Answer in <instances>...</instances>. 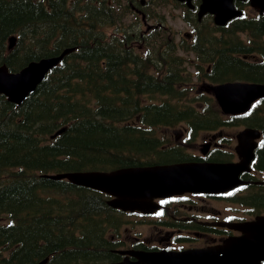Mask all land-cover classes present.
<instances>
[{"label":"trees","instance_id":"16d2710c","mask_svg":"<svg viewBox=\"0 0 264 264\" xmlns=\"http://www.w3.org/2000/svg\"><path fill=\"white\" fill-rule=\"evenodd\" d=\"M128 3L0 0V65L17 71L30 61L77 48L21 107L0 94V264H37L49 256V264L117 261L109 233L118 231L125 213L111 208L98 191L46 175L143 165L153 158L167 162L157 151V126L187 122L194 130H210L225 124L218 107L197 110L173 103L186 98L180 86L187 76L171 31L161 20L148 33L126 26ZM247 28L239 31L260 35L264 21ZM196 33L204 38L194 46L199 67L213 61L206 75L213 81L263 80L264 65L233 55L253 52L234 50L240 44L234 30L230 41L220 39L214 54L211 32ZM12 35L18 42L9 50Z\"/></svg>","mask_w":264,"mask_h":264},{"label":"water","instance_id":"95a60500","mask_svg":"<svg viewBox=\"0 0 264 264\" xmlns=\"http://www.w3.org/2000/svg\"><path fill=\"white\" fill-rule=\"evenodd\" d=\"M192 6V0H179ZM264 9V0H252ZM216 15L215 22L226 24L240 16L233 0H203L199 17L206 13ZM16 37L10 38L12 49ZM66 49L61 55L30 62L20 71L10 72L6 65L0 66V94L14 104L22 105L44 81L47 74L71 52ZM224 114L238 115L250 110L252 104L264 98V84L233 82L210 86ZM60 131L59 133H61ZM58 133V134H59ZM259 131L246 129L238 135L237 152L242 157L238 163H183L135 168H122L111 172H71L52 176V179H68L73 184L89 187L111 195L108 204L123 211L150 213L159 207L155 198L168 197L184 192H223L242 184L240 174L250 168ZM208 148V145H206ZM207 150V149H206ZM204 150V152H206ZM244 235L231 237L223 244L201 249L183 251L141 252L126 251L137 258L129 257L113 264H262L264 261V216L256 221L231 226ZM49 259L39 264H47Z\"/></svg>","mask_w":264,"mask_h":264},{"label":"flooded vegetation","instance_id":"af4514ba","mask_svg":"<svg viewBox=\"0 0 264 264\" xmlns=\"http://www.w3.org/2000/svg\"><path fill=\"white\" fill-rule=\"evenodd\" d=\"M198 3H200V0ZM234 6L243 10L244 16L240 19L236 18L232 23L242 22L244 23V28H247L256 22L264 21V12L252 7L249 0H234ZM210 16L208 15V17ZM247 37L249 38V36ZM255 40H257L259 45H257L258 51L254 54H248L246 60L250 62H244L264 65V32H260L257 39L249 40L248 45L252 49L256 43ZM239 49H242V47L240 46L234 50L238 51ZM262 78L263 80L260 82H264V73ZM236 119L239 121L238 124L234 123ZM249 121L258 125L254 127L248 126L247 123ZM224 123L216 132H205L206 130H203L196 133L197 136L195 137L204 136V139L209 141L210 148L206 155L201 153L202 147L197 153L196 151L193 152L195 150L193 147L194 143L191 142L193 138L188 133L187 126L174 129L171 132L173 143L176 142L181 144L182 148L185 147L183 151L170 148L169 146L157 149V151L165 153V159H173L167 163H214L221 161L218 156L222 154L227 156L225 162H234L240 160V157L236 155L232 148L233 143L235 146L237 137L231 133V129H238V127L257 129L261 131V137L254 150L255 158L250 168L240 174V179L243 183L225 194L187 193L171 199L159 200L164 211V218L166 220L171 219V221L165 222V226L152 225L151 232L145 239L132 236V244L124 246V249L133 248L135 250L154 251L169 248L175 244L180 247L185 244L191 247H209L222 242L228 236L241 234L238 230L229 228L226 223L253 221L260 216H264V115L229 116L226 119L224 117ZM189 151L192 152L188 153ZM207 202L226 204L227 202H235L241 207L240 213L233 214L230 212L232 207H227L228 210L225 211L229 213L224 215L213 203L209 205ZM158 222L162 223L164 221L158 220ZM173 226H178V229ZM162 230L165 231L163 236ZM179 231L184 233L178 234Z\"/></svg>","mask_w":264,"mask_h":264},{"label":"rangeland","instance_id":"374dc122","mask_svg":"<svg viewBox=\"0 0 264 264\" xmlns=\"http://www.w3.org/2000/svg\"><path fill=\"white\" fill-rule=\"evenodd\" d=\"M141 1V0H138ZM164 1L162 0H157L155 2V4L151 5V12H155L157 15H161L162 17H164L165 19V23L166 26L170 27L169 29H171L172 34H174L175 37V41L177 44H185V45H190L193 43L194 40L191 39V37L188 39L186 38L184 35L186 33H190L191 35H193V28L186 22V20L184 19V15L186 14V9L184 7H180V6H176V4H163ZM137 14V13H136ZM155 14V15H156ZM138 16V17H137ZM133 15L130 14L128 16L125 17L124 20V24L126 26H130V25H134L138 20H136L137 18L141 19V15ZM149 24H153L155 23V21H148ZM167 27V28H168ZM137 29V27H136ZM138 29H140L139 31L142 30V32H144L146 30V27L138 25ZM240 39L247 44H249L248 42V37L246 34H240ZM259 46V45H258ZM180 55H185L188 58L194 59L195 55L193 53L190 52H186L183 51L182 49L179 50L178 52ZM184 56V57H185ZM183 59V56H180ZM185 59H188L186 58ZM187 67V71H188V79H189V84H186L184 87H191V92L186 96V98H181V100H173V103H180L181 105H187V104H192V99L198 97L200 99V101L204 104H210L212 108L217 107L216 102L214 101V99L212 100V94L210 93H206L205 91H201L204 84L206 83L205 81H202V79L196 75V69L192 68L191 66H188L187 64V60L183 59ZM190 61V60H189ZM191 72L194 74L192 75ZM189 91V90H187ZM195 104V103H193ZM192 104V105H193ZM138 122V121H137ZM136 122V123H137ZM184 126V124H183ZM242 127H238V129L233 128L231 129V133L233 135H237L238 132L240 130H242ZM165 131V132H163ZM158 135L164 138H168L171 137V131L169 130H165V129H158ZM192 143H194V148L195 150L193 152L199 151L201 145L205 142H207V140L204 139V136H199V137H195L192 139L191 141ZM173 145L175 146H180L181 144H178L176 142L173 143ZM236 145V143H235ZM235 147L234 143L232 148ZM234 150V148H233ZM192 151H189L188 153H191ZM214 204L215 207H217L218 209H220L221 212L224 213V215L228 214L229 212H226L225 210H228L227 207H232V211H230L233 214H237L240 213L239 210L241 209L240 205H238L235 202H230L227 204L226 203H214V202H207V204L211 205ZM154 221L150 218H141L139 216H130V215H125L124 216V222H123V227L121 229L122 232V236H119L118 238H116L118 241L119 239H121L123 241V246H130L132 244V236H138L140 238H144L147 237L150 232H151V227ZM155 230V229H154ZM162 236L164 235V230H162ZM132 239V240H131Z\"/></svg>","mask_w":264,"mask_h":264},{"label":"bare ground","instance_id":"6f19581e","mask_svg":"<svg viewBox=\"0 0 264 264\" xmlns=\"http://www.w3.org/2000/svg\"><path fill=\"white\" fill-rule=\"evenodd\" d=\"M261 81V80H260ZM264 112V111H263Z\"/></svg>","mask_w":264,"mask_h":264}]
</instances>
